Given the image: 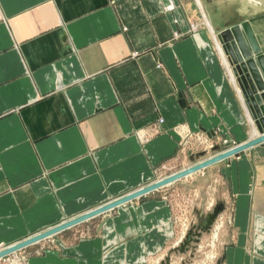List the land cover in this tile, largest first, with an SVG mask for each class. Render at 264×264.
I'll list each match as a JSON object with an SVG mask.
<instances>
[{"label":"crops","instance_id":"crops-1","mask_svg":"<svg viewBox=\"0 0 264 264\" xmlns=\"http://www.w3.org/2000/svg\"><path fill=\"white\" fill-rule=\"evenodd\" d=\"M194 2L0 0V249L193 165L179 153L187 132L261 136ZM251 23L264 53V17ZM260 153L264 145L23 248L25 264H158L175 231L159 193L194 177L223 178L237 197L221 264H264Z\"/></svg>","mask_w":264,"mask_h":264},{"label":"water","instance_id":"water-1","mask_svg":"<svg viewBox=\"0 0 264 264\" xmlns=\"http://www.w3.org/2000/svg\"><path fill=\"white\" fill-rule=\"evenodd\" d=\"M163 1L166 6L170 5V0ZM239 1L241 0H202L206 12L218 33V38L223 46V50L228 55L230 64L233 66V71L237 77L238 84L246 98L247 105L261 136L237 146L215 158L206 160L166 179L128 194L115 202L88 212L83 216L57 226L56 228L9 246L5 250L0 251V259L18 252L38 241L55 235L71 226L133 201L148 193L154 192L167 184H171L192 175L212 164L236 156L258 144L264 143V53L251 23L264 17V3L259 2L256 6H253L256 3V0H246L253 4L252 6L250 5V8L252 9L251 11L253 12L248 17V15L244 13L245 11H239V9H236L237 5L233 7L231 6L234 3H239ZM247 17L249 19H246ZM224 207L225 206L222 203H219L213 208L212 212H209L205 217L199 218L200 225L202 222H206V226L202 227V230L210 232L218 215L224 210ZM201 236L202 234L200 232L196 233L195 237V234L189 231L184 242L179 248L175 249L174 252L184 253L191 248L194 250L200 242ZM190 240L193 241L194 244H190ZM170 261L171 257L169 255L161 264H171Z\"/></svg>","mask_w":264,"mask_h":264},{"label":"rangeland","instance_id":"rangeland-1","mask_svg":"<svg viewBox=\"0 0 264 264\" xmlns=\"http://www.w3.org/2000/svg\"><path fill=\"white\" fill-rule=\"evenodd\" d=\"M200 1L205 10V6L202 0ZM200 1L196 0L197 4H200ZM191 2L195 3L194 0H191ZM259 2L264 3V0H256V3L254 5L251 2H247L246 0H241L239 1V3H234L231 6L233 7L237 5L236 7L237 10L239 9V11H245L246 13H252L253 11H251L252 9L250 7L252 5L256 6ZM205 13H206V17H209L206 11ZM201 15L202 14L200 12L199 17L203 21V18ZM203 24H205V20L203 21ZM255 128L259 132L256 126V122H255ZM200 135L201 133L191 134L190 132H187L186 138L181 139L180 146H179L180 147L179 153L181 154V158L183 157L189 158L190 156H192L193 161H195L194 164L193 165L191 164L185 169L169 174L166 178L174 174H177L183 170H186L187 168H190L194 165L202 163L206 160L215 158L250 140H254L258 138V136H255L254 138L246 142L237 143L225 137H218L215 140H210L206 138V136L204 137L203 135L202 136ZM195 144L197 145L199 144L198 147H196L197 145ZM261 145H264V143L258 144L252 148H255ZM195 150H196L195 152L196 154L193 152ZM246 151H243L242 153L236 156H232L223 161L212 164L209 167L219 164V163L220 164L227 163L230 159H233V158H235L236 160H239L240 156L243 155ZM258 156L260 158H264V153H260ZM205 169H202L198 171L197 173L202 172ZM255 170H254V175H255ZM188 177L189 176L185 178H188ZM166 178H162V179L160 178L157 181H160ZM194 178L195 179H190L188 183H177V185L175 184L173 185V187H169L167 188V190L165 189L166 191H164L163 193H159V194H162L163 196L165 195V198H167L166 201L168 202V206L170 210L172 211V215H173L171 219H172V224L174 225L175 231L173 234L172 241L170 242V246L171 247L173 246L172 247L173 249H171V251H169L167 254L165 253V251H162V252H159L156 257L154 256V261L162 257V260L161 261L159 260L158 264H161L165 260V258H167V256L169 255L171 257V261H170L171 264L172 263L174 264H218L220 260L219 246L221 244L222 238L225 239V237L227 236V233L228 232L232 233V231L234 230L233 225H234V216H235L236 200H237L236 194L230 190V187H227V183L223 180V178L221 181L219 180V178H215L214 182L210 186H206V184H204L203 182V179H196V177ZM176 182H173L172 184ZM205 187H207V190L206 192L204 190L203 193H206V197L203 198V195L200 192V190H202V188L205 189ZM163 188H166V187H163ZM163 188H160V189H163ZM220 193L222 195V200H219L218 198ZM224 200H225V203H224ZM219 203H222L225 206L224 210L218 215L217 220L213 224L210 232H206L205 230H202V227L206 226V222L204 223L202 222V224L200 225L199 218L197 217V215L198 216L202 215L201 218L205 217L209 212H212L213 208L216 207ZM208 205H211V207H209ZM198 206H201V207L198 208ZM207 207H209V209ZM186 228H187V231H186ZM189 231L195 234V237H196V233L198 232L202 234L200 242L197 244V247L194 250L191 248L187 250V252H184V253L174 252V250L179 248L181 244L184 242L186 238L185 236H187ZM214 235H217V238H214ZM177 240H178L179 245L174 248ZM223 243H224V249H225V246L226 247L228 246L227 241H224ZM190 244H194V242L190 240ZM6 248L7 247H4L0 249V251H2L3 249L5 250ZM27 255H29V253L25 254L24 251L21 249L18 252H15L13 254H10V255H7L1 258L0 264H17V263L25 264V258L27 257ZM15 260L16 261L18 260V262H16ZM148 264H153V263L148 262Z\"/></svg>","mask_w":264,"mask_h":264},{"label":"bare ground","instance_id":"bare-ground-1","mask_svg":"<svg viewBox=\"0 0 264 264\" xmlns=\"http://www.w3.org/2000/svg\"><path fill=\"white\" fill-rule=\"evenodd\" d=\"M213 32V31H212ZM217 37H218V35H217ZM218 40H219V38H218ZM220 42V41H219ZM220 44H221V42H220ZM221 46H222V44H221ZM222 48H223V46H222ZM224 51V50H223ZM227 55V54H226ZM194 174H197V172L196 173H194ZM194 174H192V175H194ZM192 175H189V176H192ZM161 181V180H160ZM158 182V181H157ZM154 183H156V182H154ZM154 183H152V184H154ZM172 184V183H171ZM151 185V184H150ZM170 184H167V185H165V186H163V187H167V186H169ZM147 187V186H146ZM163 187H161V188H163ZM144 188V187H143ZM142 189V188H141ZM140 190V189H139ZM142 197V196H141ZM137 199V198H136ZM112 203V202H111ZM110 204V203H109ZM186 231H187V228H186ZM186 237V236H185ZM214 238H217V235H214ZM8 248V247H7ZM4 250V249H3ZM214 259V258H213ZM16 261V260H15ZM16 262H18V260L16 261ZM18 264V263H17ZM218 264H221V261L219 260V263Z\"/></svg>","mask_w":264,"mask_h":264},{"label":"built area","instance_id":"built-area-1","mask_svg":"<svg viewBox=\"0 0 264 264\" xmlns=\"http://www.w3.org/2000/svg\"><path fill=\"white\" fill-rule=\"evenodd\" d=\"M186 137V136H185Z\"/></svg>","mask_w":264,"mask_h":264}]
</instances>
